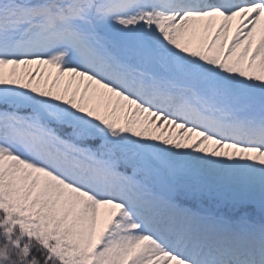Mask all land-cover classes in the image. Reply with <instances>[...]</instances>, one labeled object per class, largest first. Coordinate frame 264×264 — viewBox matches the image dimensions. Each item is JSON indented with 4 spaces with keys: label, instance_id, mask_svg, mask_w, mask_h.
I'll return each instance as SVG.
<instances>
[{
    "label": "snow or ice",
    "instance_id": "1",
    "mask_svg": "<svg viewBox=\"0 0 264 264\" xmlns=\"http://www.w3.org/2000/svg\"><path fill=\"white\" fill-rule=\"evenodd\" d=\"M0 264H264V0H0Z\"/></svg>",
    "mask_w": 264,
    "mask_h": 264
}]
</instances>
